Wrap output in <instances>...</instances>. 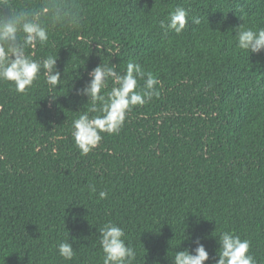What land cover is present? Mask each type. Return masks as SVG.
I'll return each mask as SVG.
<instances>
[{
  "label": "trees",
  "instance_id": "16d2710c",
  "mask_svg": "<svg viewBox=\"0 0 264 264\" xmlns=\"http://www.w3.org/2000/svg\"><path fill=\"white\" fill-rule=\"evenodd\" d=\"M66 2L79 5V29L53 27L27 50L56 55L64 82L50 92L40 75L17 93L0 81V264H103L99 228L109 222L138 250L134 264H170L196 239L215 264L224 231L249 240L264 264V54L234 37L264 28V0ZM176 7L201 24L165 35L160 22ZM130 61L145 73L138 90L149 72L160 83L118 134L82 155L71 126L88 105L75 89L99 64L124 72ZM65 240L71 260L58 253Z\"/></svg>",
  "mask_w": 264,
  "mask_h": 264
},
{
  "label": "clouds",
  "instance_id": "9594fccd",
  "mask_svg": "<svg viewBox=\"0 0 264 264\" xmlns=\"http://www.w3.org/2000/svg\"><path fill=\"white\" fill-rule=\"evenodd\" d=\"M189 11L183 7L171 11L167 21L160 22L164 34H181L189 19L196 25L201 24V18L190 17ZM82 22L79 5L66 0H42L39 4L19 8L9 0H0V81L10 82L17 93H25L43 75L49 91L57 90L64 82L57 69V56L34 59L27 50L37 45L44 46L53 27L79 29ZM235 32L240 50L250 55L264 54V28L241 26ZM144 76L141 65L134 61L127 63L124 72L117 71V66L111 63H101L87 72V82L75 92L77 96L87 98L88 109L74 118L71 126L75 146L82 155H87L101 143L102 133L118 134L127 113L136 106L145 105L152 98L160 82L149 72L143 88L138 90V78L143 79ZM76 79L82 78L78 75ZM110 82V90L105 91ZM90 113L96 115L90 116ZM99 198L106 199L107 193L99 192ZM99 235L103 264H134L137 260L138 250L131 243H126L122 227L106 223L99 228ZM186 239L189 237L186 236ZM194 243L193 249L175 251L170 264H206L210 260L208 251L199 239ZM217 244L218 258H212L215 264H257L254 256L249 254V240L224 231L220 233ZM58 253L64 260H71L74 256L72 243L69 240L60 242ZM154 264L159 262L155 261Z\"/></svg>",
  "mask_w": 264,
  "mask_h": 264
}]
</instances>
